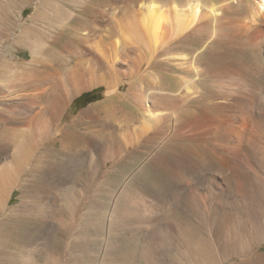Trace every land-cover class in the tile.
<instances>
[{
	"label": "bare ground",
	"instance_id": "1",
	"mask_svg": "<svg viewBox=\"0 0 264 264\" xmlns=\"http://www.w3.org/2000/svg\"><path fill=\"white\" fill-rule=\"evenodd\" d=\"M171 1L148 0L128 9L132 16L123 25L119 20L125 15H116L113 6L95 12L98 5L91 9L95 1L84 2L91 14L68 15L64 32L56 30L47 43L54 45L66 36L62 54L66 74L49 71L44 64L46 48L34 44L28 61L10 60L13 69L25 74L26 82L32 81L33 93L18 99L6 88L0 103V216L14 215L15 208L9 204L16 189L21 191L18 198L23 205L27 190L37 192L32 183L36 173L49 172L50 153L42 149L41 138H56L62 115L76 97L104 86L105 100L81 111L74 121L84 124L86 132L74 134L72 145H66V157L73 155L66 166V185L73 184L69 176L81 172L89 159L105 175L125 160L140 166L150 162L165 173L164 182L171 181L167 188L172 196L154 193L148 198L139 190L126 193L124 212L113 208L107 215L109 223L128 221L117 226L118 232L144 238L148 263L167 261L166 245L176 236L178 245L173 248L183 261L170 260V264H264V252L259 251L264 246V176L259 174L264 167V0ZM232 6L246 9L249 15H237L240 10ZM116 25L122 26L120 44L110 38ZM233 45L255 50L263 58L262 68L248 71L230 63L227 50ZM31 72L39 74L32 78ZM119 76L129 80L127 94L122 93ZM104 111L113 118L107 123L101 116ZM95 126L100 129L93 130ZM222 171L237 176L222 177ZM232 182L261 192H251L243 207L221 194L210 195ZM238 191L235 194L240 197ZM175 196L201 213L187 223L202 226L206 222L205 238L192 241L189 225L170 214L184 210ZM58 229L47 223L33 227L20 243L1 236L0 264H48ZM109 234L110 230L101 244L103 257L95 264H104L105 255L121 247L115 239L107 240ZM155 235L160 243L153 241ZM84 238L79 243L82 249L90 245ZM15 252L24 256L20 259Z\"/></svg>",
	"mask_w": 264,
	"mask_h": 264
},
{
	"label": "rangeland",
	"instance_id": "2",
	"mask_svg": "<svg viewBox=\"0 0 264 264\" xmlns=\"http://www.w3.org/2000/svg\"><path fill=\"white\" fill-rule=\"evenodd\" d=\"M145 1L148 0H93L95 4L92 3L93 5L91 6V9H95L98 5L96 10H93L96 12L104 10V7L109 9V7L113 6L116 8V15L119 14L120 17L125 15L124 17H121L120 20L118 19L119 23L123 25L132 16L128 9H136ZM160 1L170 4L172 3L171 0ZM84 2L87 3L88 0H0V103L3 100V92L7 89L13 91L12 93L14 94V97L18 99L28 98V96H31V93H33V87L30 86L32 81L26 82L24 78L25 74L22 73L21 70L19 71V69H13L11 64L13 59L28 61L30 59L29 49L32 44L37 46L39 49L46 48L47 55L44 57V64L46 63L45 65L48 66V69L52 68L53 70H60L66 74V57L62 55L66 50V36H60L57 41H54V45L50 46V44L47 43H50L49 41L52 40L56 30L64 32L63 29L66 27L65 20L68 15L91 14L86 11V3L84 5ZM124 5H127L126 8H128H124ZM23 8H25V11L21 18V11ZM230 9L240 10L237 15H242L244 18L246 15H249V12L246 9L241 10L236 7L233 8V6L230 7ZM122 34V26L116 25L112 28L110 38L117 40L120 44ZM227 60L232 64H241L245 66L248 71L261 69L263 65V58L260 57L255 50H252V48L249 47L242 48L236 45L228 47ZM160 67L161 66L157 69L158 71L161 70ZM46 70L47 68L44 71ZM31 73L35 74L32 78H36L39 74H36L37 72ZM119 78L122 83V93L127 94V89H129V80L127 78L124 79L121 76H119ZM55 79V77H51V81H54ZM258 80L261 81V77H258ZM174 82L175 81H172V83ZM28 83L29 85L27 86ZM24 85L26 87H24ZM105 90L106 88L101 86L93 90L85 91L76 97L71 107H69L62 115V119L59 122L60 131L57 137L50 141L45 140V137L41 138V143L44 145L42 146V149H44V151L48 150L50 153V157L48 158V161L51 160V166L49 165L48 169L49 172L40 171L36 173V176L32 179V183L34 182L33 184L35 188H37V192L32 193L30 189L27 190L26 199L23 205H21L18 198L21 191L16 189L9 204L10 207L15 208L13 211L14 215L12 213L11 215L13 216L10 219H5L0 216V237L2 236L3 239H11L12 241L15 240V242L18 243L27 238L29 231L33 227H39L45 223L52 224L56 227L58 225V231L53 234V242L49 253L50 260L48 264L98 263L99 259H101L104 254V252H101V244L104 241V236H106V233L108 234L109 230L110 234L107 237V240L110 239L109 241L112 242L115 239L118 243L120 242L119 245L121 247L115 252L107 253L103 260L104 264H153L148 263V260L146 259L148 253L145 250L147 248H143L145 243L144 238L141 237V239H137L133 235L132 237L130 234L126 233L124 235L123 233L118 232L117 226L122 225V223L125 225L128 221L117 219L113 223L110 222V224L107 219V215L113 208L117 211L121 209L119 212L123 213L126 206L124 198H126L129 193L132 194L138 190L139 194L148 198L150 196H155L157 193H159L158 195L161 194L166 198L172 196L169 192L170 189L167 188L170 187L171 181L164 182L162 180L166 178V175L161 168H157L149 162L141 165V169L139 164V166L132 165L130 162L125 160L122 164H118L115 170H112L105 175V172L100 169L97 164L93 163L91 159H89L90 163L87 162V166L84 165L85 170L82 169V171L80 170L81 172H75V174L73 173L69 176L70 179H72L73 184L66 185V166L70 164L71 158L73 157L72 154L69 157H66V145H70V138H73L75 136L74 134L86 132V126L84 124H80L78 122L75 123L74 121L81 111H86L92 106L102 103L105 100ZM93 91L97 92L80 100L83 95ZM126 107H128V105ZM110 115L111 114H106L105 111L101 114L104 119V123L113 119ZM54 121L55 120L52 119L51 125H55L56 121ZM116 124H118V122H116ZM121 125L123 124L121 123ZM98 129L100 128L96 126L93 128V130ZM34 164H37V162ZM111 164L112 162L109 161L108 167H110ZM207 165H209V163H207ZM263 171L264 167H262V172L259 173L261 176H264ZM201 172L202 169L199 170L198 174H201ZM48 176L52 178L50 179ZM221 176L233 178L237 175L235 173L230 174L226 171H222ZM47 178H49V182L47 181ZM75 178L77 181H75ZM157 181L158 183L161 181L163 183L161 182L158 184ZM166 183L168 184L165 185ZM244 186L245 184H243V182L240 184L238 183L237 185L232 182V184L227 185V187L225 186L221 191H210V195L213 194L217 196L221 194L222 197L226 199L228 198L227 200L230 203L233 202L235 205L243 207V204L241 203L247 201V196L251 192H254L255 195L261 192L259 188L256 189V187H251L248 184L245 187ZM166 191L167 193H165ZM236 191L240 192V197L235 194ZM115 197L117 199H115ZM174 198L180 200L178 204L179 206H182L183 204L186 212L180 209L177 211V209L175 211L172 210L170 214L174 218L181 219L182 221L184 220L183 222H186V225H189L188 236L192 241H197L201 237L205 238L208 228V224L206 222L202 226L196 225L193 222L187 223V221L191 220L190 217H192V215L200 217L201 213L190 210L186 201L184 199H180V196H175ZM167 228L168 227H166L165 230H167ZM183 228L185 229L186 227L183 226ZM1 233L3 235H1ZM121 234H123L124 237H122L123 235ZM82 237H86L84 240L87 242L89 241L88 243L86 242V245H89L90 243V247H83L84 249L79 247ZM165 237L166 243H168L167 241L169 237ZM159 238L160 237H158V235H155L153 241L160 243ZM169 242V246L166 245V253L168 255H165L164 252V257L168 259H165L167 261L162 264H170V262H168L170 260L183 261L180 254L176 249H174L175 247L173 248V246L178 245L176 244V236L174 239L170 238ZM259 251L261 253L264 252V246L261 247ZM15 256H18V258L21 259L24 255L22 253L15 252ZM44 256H46V253ZM0 258H2L1 254Z\"/></svg>",
	"mask_w": 264,
	"mask_h": 264
},
{
	"label": "trees",
	"instance_id": "3",
	"mask_svg": "<svg viewBox=\"0 0 264 264\" xmlns=\"http://www.w3.org/2000/svg\"><path fill=\"white\" fill-rule=\"evenodd\" d=\"M96 92H97V91H93V92H91V93L85 94V95H83V96L80 98V100L83 99V98L86 97V96L93 95V94H95Z\"/></svg>",
	"mask_w": 264,
	"mask_h": 264
}]
</instances>
